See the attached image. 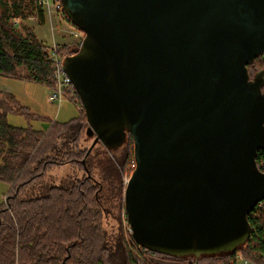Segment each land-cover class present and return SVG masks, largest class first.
<instances>
[{
    "label": "water",
    "instance_id": "water-1",
    "mask_svg": "<svg viewBox=\"0 0 264 264\" xmlns=\"http://www.w3.org/2000/svg\"><path fill=\"white\" fill-rule=\"evenodd\" d=\"M60 2L85 34L63 70L95 136L90 151L133 140L132 239L177 259L244 248L264 201V69L249 73L264 60V0Z\"/></svg>",
    "mask_w": 264,
    "mask_h": 264
},
{
    "label": "trees",
    "instance_id": "trees-1",
    "mask_svg": "<svg viewBox=\"0 0 264 264\" xmlns=\"http://www.w3.org/2000/svg\"><path fill=\"white\" fill-rule=\"evenodd\" d=\"M45 11L38 0H0L1 76L54 84L51 47L39 40L32 27L25 25L20 32L13 25V20L28 16L44 25ZM79 49L80 43L64 45L59 53L66 58ZM262 69L260 56L249 73ZM73 94L79 119L36 129L9 124L8 113L24 116L29 123L41 116L0 91V181L11 185L0 205V264H237L240 257L264 264V207L257 206L249 215L252 235L246 246L224 256L195 260L156 254L139 247L121 222L116 223L119 234L112 237L108 219L122 211L126 166L131 167L130 175L135 167L133 140L128 136L123 147L113 152L102 147L104 153H98L100 143L91 151V145L83 146L89 125L78 94ZM262 163L264 151H259L257 165ZM63 166L72 167L76 177L46 187L39 196H27L50 171Z\"/></svg>",
    "mask_w": 264,
    "mask_h": 264
},
{
    "label": "rangeland",
    "instance_id": "rangeland-1",
    "mask_svg": "<svg viewBox=\"0 0 264 264\" xmlns=\"http://www.w3.org/2000/svg\"><path fill=\"white\" fill-rule=\"evenodd\" d=\"M51 1L54 2V0ZM46 18H47L46 24L40 25L38 24L36 17L28 16L26 20L23 21L18 20L17 21L19 23L18 28L15 29L21 32L22 28L25 25L32 27L40 41H42L45 45H48L51 48L54 46L55 43L58 46L60 45L59 51L62 49L64 45L74 46L75 44H79L82 42L83 40L82 37L80 38L78 36H80V34H82L83 32L77 29L75 26H73L67 17L61 18L56 13H53L52 19L48 17V15L46 16ZM52 27L54 28L53 30ZM61 56L63 57L62 54ZM259 71L254 72L251 75V78H253L254 75ZM0 91L4 93L12 94L13 96H15V98L20 102L22 106L29 108L32 113L41 116L38 118V121H33L29 123V121L24 116L15 113H8L7 116L8 122L10 125L15 127L25 128L31 125L36 129H42L43 124H48V123L51 124L53 122L64 123L71 121L73 119H79L81 117L79 105L77 104V102L75 103V99L73 100L71 98V95H76V94L69 93L66 97H64L61 104L57 102L52 103L49 101V94H50L49 86L35 83L33 81H24V80L9 78L1 75H0ZM81 109L82 112H84L83 107H81ZM82 116H84V114H82ZM90 135L91 134L89 133L88 130L85 139L83 141V146H90V145L92 146L94 139ZM102 147L105 148L102 144L97 145L98 153H104ZM128 169L129 170L131 169L129 164L126 166V174L124 175L125 188H126V183L130 178L129 176H131ZM72 177H76V175L73 174L72 167L69 166L58 167L50 171L47 174L45 180L41 184H39L35 189L30 191L27 194V196H31V197L39 196L41 193H43V191H45L46 187L53 185H60L62 183L69 181ZM79 177H81V174L79 175ZM10 192H11V185L6 182L0 181V205L5 203L6 198L10 194ZM120 209H122L120 213L119 212L114 214L112 213V216L108 219L109 220L108 229L112 237L113 236L116 237L119 234V229L117 224L120 222L123 225V229L125 230L124 232L127 235L128 234L131 235L130 226L127 222V217L124 209V197ZM237 264H243L240 258L238 259Z\"/></svg>",
    "mask_w": 264,
    "mask_h": 264
},
{
    "label": "built area",
    "instance_id": "built-area-1",
    "mask_svg": "<svg viewBox=\"0 0 264 264\" xmlns=\"http://www.w3.org/2000/svg\"><path fill=\"white\" fill-rule=\"evenodd\" d=\"M38 4L45 8V12L52 19L53 13H56L58 16L61 18H64L66 16L62 4L60 0H54L52 2L51 0H38ZM20 21V19H15L13 20V25L15 28H18L19 23L17 21ZM22 21V20H21ZM54 28L52 27V30ZM83 34V36H82ZM80 34L78 37L84 38V33ZM60 45L58 46L56 43L54 46L51 48L50 51V58L53 63V68H54V79L55 82L53 85L49 86L50 88V94H49V101L50 102H57L60 103L63 101L64 97H66L69 93H77L75 87L73 86L71 80L69 77L65 74L63 70V57L59 53ZM259 169L264 173V164H261V167L258 166ZM262 168V169H261ZM258 207L263 208L264 207V201L260 202ZM131 232V230H130ZM240 260L243 264H253L250 263L246 260H243L240 257Z\"/></svg>",
    "mask_w": 264,
    "mask_h": 264
},
{
    "label": "crops",
    "instance_id": "crops-1",
    "mask_svg": "<svg viewBox=\"0 0 264 264\" xmlns=\"http://www.w3.org/2000/svg\"><path fill=\"white\" fill-rule=\"evenodd\" d=\"M9 94V93H8Z\"/></svg>",
    "mask_w": 264,
    "mask_h": 264
}]
</instances>
